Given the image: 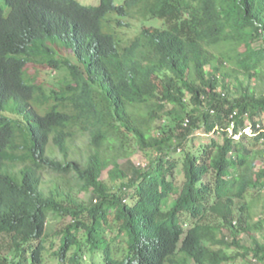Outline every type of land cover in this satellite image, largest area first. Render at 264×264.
Returning <instances> with one entry per match:
<instances>
[{"label":"trees","instance_id":"trees-1","mask_svg":"<svg viewBox=\"0 0 264 264\" xmlns=\"http://www.w3.org/2000/svg\"><path fill=\"white\" fill-rule=\"evenodd\" d=\"M2 1L0 264H44L50 219L67 264H264L225 235L264 199V0ZM133 14L160 25L124 39ZM32 63L65 73L47 87ZM200 131L219 139L192 151ZM132 143L145 167L119 164Z\"/></svg>","mask_w":264,"mask_h":264},{"label":"rangeland","instance_id":"rangeland-1","mask_svg":"<svg viewBox=\"0 0 264 264\" xmlns=\"http://www.w3.org/2000/svg\"><path fill=\"white\" fill-rule=\"evenodd\" d=\"M82 5H98L99 0H78ZM120 0H116V3H119ZM3 6V1L0 0V6ZM112 19H117V17H112ZM123 22V24H126L125 26L117 29V32L119 35H121V37H123L124 39H132L139 31V29L141 28L142 24L144 23V25L147 26H159L160 25V20L157 19H152L150 21L144 22L142 20V18L140 16H137L136 14H133V16L123 19L121 20ZM63 53L65 55H67L68 57H73V54L71 53L70 50H63ZM29 74L31 76H35L43 85L50 87L53 86L54 83L56 81L59 80V78L62 77V75L65 73L63 71L61 72H55L54 70H51L50 68L47 67L46 64L44 65H39V64H29ZM63 73V74H62ZM239 80L243 81L244 78L242 76L239 77ZM252 86L256 85V79L255 76L253 75L251 77V80H248ZM246 83V81H244ZM230 87L233 91H235L236 87H237V83L235 82L234 79H232L230 81ZM249 130L247 129L245 131V134H249ZM211 138H215V139H219V135L217 134H210V135H206L203 132H198L196 134L193 135V137H191L190 139V150L195 151L197 150L200 146L204 145V144H208L211 141ZM82 144L80 141H78L77 146L73 149L72 152H74L75 157L79 158V151L82 150ZM194 148V149H192ZM56 157H58L59 159L62 158L61 155L57 152ZM149 153L143 152L141 150L138 149L136 144L131 145V148L129 149V155L122 158L119 161V164L122 167H125L127 164V161L131 162L132 164L136 165V166H140V167H145L146 163L149 161ZM72 156V157H73ZM182 156V154H179L177 157L180 158ZM52 177H45L44 178V186L47 188L51 187V183H50V179ZM102 180L104 182H107L108 184H112L111 182H109L108 179V174L107 172H103L102 174ZM74 181L72 180V178H69V182L68 184H63L61 186V189L63 190H68V189H75L74 195L78 197L79 200H81L82 202H88L90 200V194L89 193H85V192H81L78 193L77 191V187L74 186ZM251 196L249 195L247 200H246V204L245 207L246 209L241 210L240 207L242 205L243 202H237L234 207L235 209V215H234V219L233 222L236 223L237 221V217L241 216L242 217V226H246V224H248L250 227H252V229H250L249 232H243L239 230L238 224L236 223L235 225V231L237 230L238 232L236 233H231L229 231H225V235L227 236L228 240L231 241L234 237L240 241L241 244L245 245V246H249L252 243L253 238L257 239L260 242L264 241V199L261 202H255L252 203L251 202ZM254 196V194H253ZM244 204V203H243ZM258 222H261L262 227L261 229H259L256 226V224H258ZM68 223V220H53L50 219V225H49V237H48V243H47V249H46V253L44 255V264H67V261L65 262H60L59 259L54 255L55 252H57L59 250V246H60V236H59V232L61 231V229ZM237 228V229H236ZM253 237V238H252ZM10 242V238L8 236H4V235H0V251L2 250H6L8 244ZM232 253H236L239 252L236 249H233L231 251ZM71 253H68V257ZM236 264H245L243 262L242 259H239L237 261Z\"/></svg>","mask_w":264,"mask_h":264}]
</instances>
